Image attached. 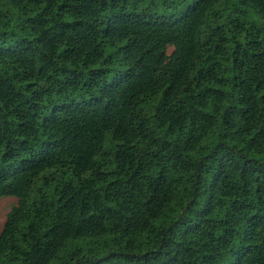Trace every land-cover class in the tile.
<instances>
[{
  "label": "trees",
  "instance_id": "obj_1",
  "mask_svg": "<svg viewBox=\"0 0 264 264\" xmlns=\"http://www.w3.org/2000/svg\"><path fill=\"white\" fill-rule=\"evenodd\" d=\"M0 264H264V0H0Z\"/></svg>",
  "mask_w": 264,
  "mask_h": 264
},
{
  "label": "rangeland",
  "instance_id": "obj_2",
  "mask_svg": "<svg viewBox=\"0 0 264 264\" xmlns=\"http://www.w3.org/2000/svg\"><path fill=\"white\" fill-rule=\"evenodd\" d=\"M18 198L14 196L0 197V233L4 228L8 213L17 204Z\"/></svg>",
  "mask_w": 264,
  "mask_h": 264
}]
</instances>
